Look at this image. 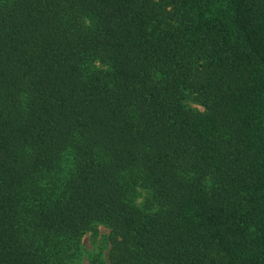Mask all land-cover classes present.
<instances>
[{
    "label": "trees",
    "instance_id": "16d2710c",
    "mask_svg": "<svg viewBox=\"0 0 264 264\" xmlns=\"http://www.w3.org/2000/svg\"><path fill=\"white\" fill-rule=\"evenodd\" d=\"M100 227L108 264H264V0H0V264Z\"/></svg>",
    "mask_w": 264,
    "mask_h": 264
},
{
    "label": "rangeland",
    "instance_id": "374dc122",
    "mask_svg": "<svg viewBox=\"0 0 264 264\" xmlns=\"http://www.w3.org/2000/svg\"><path fill=\"white\" fill-rule=\"evenodd\" d=\"M201 109V108H198ZM109 231L103 227L99 228L98 236L93 238L90 235L83 237L82 245L85 250L86 257L80 264H89L90 257L96 258L100 264H108L107 251L109 245L107 236Z\"/></svg>",
    "mask_w": 264,
    "mask_h": 264
}]
</instances>
